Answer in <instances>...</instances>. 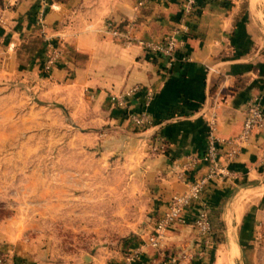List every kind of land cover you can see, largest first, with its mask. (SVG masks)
<instances>
[{"label": "crops", "instance_id": "1", "mask_svg": "<svg viewBox=\"0 0 264 264\" xmlns=\"http://www.w3.org/2000/svg\"><path fill=\"white\" fill-rule=\"evenodd\" d=\"M45 1L42 27L40 0H0V76L10 66L35 74L46 95L62 101L109 145L140 194L142 214L124 250L106 249L67 264H161L169 253L186 254L178 264L234 260L242 245L235 230L245 227L264 181V123L237 142L248 101L256 97L264 107V0ZM129 24L135 37L130 42L108 32ZM171 34L177 48L170 60L138 41H163ZM54 42L60 52L45 70ZM135 84L128 109H147L152 123L144 128L109 97ZM147 89L152 98L146 106ZM210 136L228 173L209 177L185 222L167 232L160 249L152 248L145 237L171 195L207 171L203 154ZM231 149L235 156L226 161ZM200 205L210 215L213 239L202 254L189 256L199 246L190 219ZM6 224L0 222V247L11 248L16 264H55Z\"/></svg>", "mask_w": 264, "mask_h": 264}, {"label": "rangeland", "instance_id": "2", "mask_svg": "<svg viewBox=\"0 0 264 264\" xmlns=\"http://www.w3.org/2000/svg\"><path fill=\"white\" fill-rule=\"evenodd\" d=\"M9 68L0 76V222L55 264L124 250L142 217L126 166L62 101L46 95L35 74ZM259 186L245 227L235 230L239 253L228 264H264V181Z\"/></svg>", "mask_w": 264, "mask_h": 264}, {"label": "built area", "instance_id": "3", "mask_svg": "<svg viewBox=\"0 0 264 264\" xmlns=\"http://www.w3.org/2000/svg\"><path fill=\"white\" fill-rule=\"evenodd\" d=\"M41 1V8L38 11L37 20L42 27L45 26L44 22V8L48 3L45 0ZM149 0H138L137 4L142 5ZM192 0H188L190 3ZM108 32L113 35L122 37L125 41L130 42L135 37L131 32V24L126 29L109 28ZM140 43L149 48L150 50L166 56L169 60L174 58L177 48V40L174 34L169 35L163 41H148L139 39ZM60 52L59 45L52 43L50 46V52L44 64L45 70H49L52 63L56 59ZM139 88V85L135 84L121 92H111L109 94L110 100L122 109H126V114L132 123L138 128H144L152 123V117L147 109H141L139 111H132L128 109L127 97L132 95L135 90ZM152 98V91L147 89L145 91L144 104L147 106L150 104ZM264 123V107L256 99L252 97L245 109L243 120L240 130L237 135V142L239 144L245 142L253 129L260 127ZM235 149H231L225 155L226 161H230L235 156ZM219 149L216 145L215 139L210 136L207 142L203 159L207 161V171L201 175H197L194 178L186 181V188L181 192L173 193L166 204L163 211L154 220L151 230L145 237V242L149 246L155 249H160L162 246V240L165 238L167 232L179 223L185 222V212L194 208L195 203L199 201L204 186L211 176H218L228 173L226 164L219 162ZM196 157H189V161H195ZM191 223L196 231L198 248L191 251L189 256L200 255L208 248V245L212 243V223L210 215L206 206L200 205L196 207L195 212L191 217ZM199 250V251H198ZM139 251L133 250L132 256L136 255ZM186 254L169 253L163 256L161 264H178ZM131 258V257H130ZM0 264H16L12 255L11 248L7 245L0 247Z\"/></svg>", "mask_w": 264, "mask_h": 264}]
</instances>
